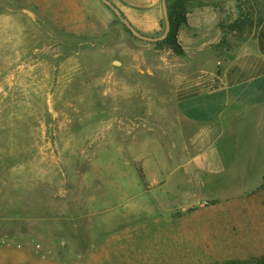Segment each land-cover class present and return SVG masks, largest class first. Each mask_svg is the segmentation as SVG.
Instances as JSON below:
<instances>
[{"label":"rangeland","instance_id":"obj_1","mask_svg":"<svg viewBox=\"0 0 264 264\" xmlns=\"http://www.w3.org/2000/svg\"><path fill=\"white\" fill-rule=\"evenodd\" d=\"M84 2L82 20L68 4H0V264L257 263L264 84L260 105L218 118L176 92L196 71L221 75L264 0H166L173 29L156 43ZM121 18L165 35L164 17L154 35ZM221 128L234 160L209 174L196 157Z\"/></svg>","mask_w":264,"mask_h":264},{"label":"crops","instance_id":"obj_2","mask_svg":"<svg viewBox=\"0 0 264 264\" xmlns=\"http://www.w3.org/2000/svg\"><path fill=\"white\" fill-rule=\"evenodd\" d=\"M28 1L35 5L68 4V12L78 14V16H70V19L82 20L91 15L84 0ZM109 1L142 34L154 35L160 30L159 23L164 17L161 0ZM12 2L21 4L22 0H0V4ZM217 64L220 63L218 62ZM182 80L184 81L176 92L177 100L183 104L187 100L207 98L208 103L219 107L217 118L235 107L239 110H243L242 108L247 110L248 108H255L257 105H260L250 103H257L258 98H261L263 94L261 86L264 84V21L258 27L255 37L250 42L244 44L236 55L231 56L221 75H218L213 70H200ZM234 103H237L239 106L234 105ZM180 113L187 121L200 123L193 120L194 116H192L191 112L188 113V116L182 112ZM232 114L234 115V112ZM227 131L221 128L213 144L196 157V163L200 164L201 168L209 174L226 172L230 169L231 163L234 160L235 133L230 128Z\"/></svg>","mask_w":264,"mask_h":264},{"label":"water","instance_id":"obj_3","mask_svg":"<svg viewBox=\"0 0 264 264\" xmlns=\"http://www.w3.org/2000/svg\"><path fill=\"white\" fill-rule=\"evenodd\" d=\"M107 7H109L117 16L118 18L124 23V25L126 26V28L134 35L136 36L138 39L141 40H147L148 42H153L156 43L158 41L163 40L167 35H168V31H169V20H168V15H167V8H166V0H161L162 1V11H163V15H164V19L166 22V31H165V35L163 37L160 38H145L143 37L141 34H139L127 21L123 20L121 18V13L120 11H118V9H116V7L108 0H101Z\"/></svg>","mask_w":264,"mask_h":264},{"label":"trees","instance_id":"obj_4","mask_svg":"<svg viewBox=\"0 0 264 264\" xmlns=\"http://www.w3.org/2000/svg\"><path fill=\"white\" fill-rule=\"evenodd\" d=\"M264 21V20H263ZM262 21V22H263ZM169 22H170V26H171V31H172V29H173V24H172V20H171V17H170V15H169ZM261 22V23H262ZM255 264H264V257L263 258H261L257 263H255Z\"/></svg>","mask_w":264,"mask_h":264}]
</instances>
